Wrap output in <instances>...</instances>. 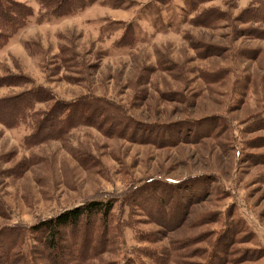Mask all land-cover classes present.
I'll return each mask as SVG.
<instances>
[{
    "label": "rangeland",
    "instance_id": "rangeland-1",
    "mask_svg": "<svg viewBox=\"0 0 264 264\" xmlns=\"http://www.w3.org/2000/svg\"><path fill=\"white\" fill-rule=\"evenodd\" d=\"M9 1L32 17L0 51V264H264L257 4ZM93 201L103 226L48 248Z\"/></svg>",
    "mask_w": 264,
    "mask_h": 264
},
{
    "label": "trees",
    "instance_id": "trees-1",
    "mask_svg": "<svg viewBox=\"0 0 264 264\" xmlns=\"http://www.w3.org/2000/svg\"><path fill=\"white\" fill-rule=\"evenodd\" d=\"M192 3V6L195 2H199L201 0H189ZM254 3L257 5L250 6L247 9L243 10L241 14L245 15L248 12L252 14H258L257 16L263 20L264 19V0H253ZM61 7L58 6V10L54 12L55 15L62 16L63 13L61 12ZM70 9V5H68ZM68 9V10H69ZM208 16V15H207ZM206 14L201 15L202 20L206 21L207 19ZM253 16V15H252ZM32 17V11L26 6L14 4L9 0H0V51L4 49L7 45L8 41L12 36L20 32L21 30L27 27L28 19ZM215 17V16H213ZM212 19V18H211ZM208 23V22H207ZM3 80V79H2ZM0 80V85L4 83ZM6 83V82H5ZM105 107V106H104ZM116 116V113L114 112ZM45 120L41 121L40 128H43V123ZM113 206L111 203L108 202H97L93 201L89 205L85 207H78L74 208L70 211L65 212L53 219L43 222L39 228H43L44 233L47 234L46 237V245L52 251H57L59 249V243L62 240V230H74L78 226V224L82 221L85 222V225L92 226L93 223H99L101 221V226H103V221L107 217H109L110 212L112 211ZM92 231H90L91 233ZM91 240V235H90ZM62 242V241H61ZM76 243V241H75ZM87 245V248L90 246V251L96 247V249L100 246L102 248L104 242L100 240V242L95 245Z\"/></svg>",
    "mask_w": 264,
    "mask_h": 264
}]
</instances>
